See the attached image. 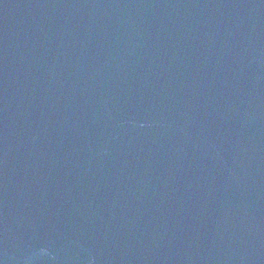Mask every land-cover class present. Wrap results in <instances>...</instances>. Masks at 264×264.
<instances>
[{
	"label": "water",
	"instance_id": "95a60500",
	"mask_svg": "<svg viewBox=\"0 0 264 264\" xmlns=\"http://www.w3.org/2000/svg\"><path fill=\"white\" fill-rule=\"evenodd\" d=\"M0 264H264V0H0Z\"/></svg>",
	"mask_w": 264,
	"mask_h": 264
}]
</instances>
